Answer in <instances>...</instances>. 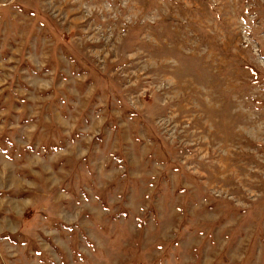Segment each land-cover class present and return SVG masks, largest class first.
Instances as JSON below:
<instances>
[{
  "label": "rangeland",
  "instance_id": "1",
  "mask_svg": "<svg viewBox=\"0 0 264 264\" xmlns=\"http://www.w3.org/2000/svg\"><path fill=\"white\" fill-rule=\"evenodd\" d=\"M0 264H264V0H0Z\"/></svg>",
  "mask_w": 264,
  "mask_h": 264
}]
</instances>
